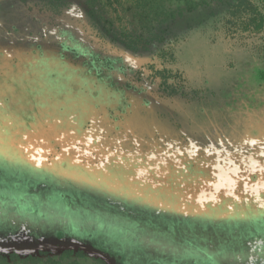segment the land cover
I'll return each instance as SVG.
<instances>
[{"label":"rangeland","instance_id":"rangeland-1","mask_svg":"<svg viewBox=\"0 0 264 264\" xmlns=\"http://www.w3.org/2000/svg\"><path fill=\"white\" fill-rule=\"evenodd\" d=\"M16 1L0 0V201L12 199L18 212L28 214L49 234L43 243H0V264H4L3 258L7 264H23V261L25 264L120 263L110 246L100 248L89 235L95 233L92 232V209L100 213L97 203H108L97 198L104 192L110 196L121 195L133 206L140 205L144 220H139V226L161 228L164 224L168 229L177 230L178 235L180 230L185 234L183 226L186 225L187 235L197 245L202 244L199 239L204 237L203 227L210 233L209 241H205L210 251H206L209 254L214 251L212 254L217 255L220 264H231L232 259L239 264H264L243 239L244 228L249 229L248 223L251 224L243 214L252 215L238 202L247 191L239 187L240 180L250 176L242 162L244 146L239 142L245 129L241 120L232 125L233 132L221 126L228 124L224 120L230 118L223 109L226 100L222 96L227 91L224 87L228 82L232 86V77L240 73L239 65L247 56L245 51L231 42L213 41L215 36L210 31L203 34L202 27H197L200 16L188 23L177 20L169 27L168 32L177 39L171 58L159 52L170 40L163 44L159 41L161 38L157 39L158 52L145 50L144 44L137 43L136 39L144 35L129 14L107 2L97 6L93 14L83 0H25L28 10L29 5L33 9L30 16L24 17L17 16ZM60 14L68 21L67 32L59 33L64 39L70 38L68 52L50 47L57 33L50 31L51 27L42 26L43 32L35 38L48 40L49 46L35 48L32 54L25 53L26 18L29 23L33 16L42 18L41 23L46 21L56 26ZM75 14H80L82 19L76 30L69 18ZM19 21L23 27L15 32L12 24L17 26ZM188 26L194 27L193 31ZM81 35L82 41L94 51L119 60L114 83L118 88L132 87V93L128 92L134 110L126 118L117 119V114L124 111L123 93L101 84L96 76L90 75L89 66H79V53L76 59L73 57L72 49L79 44V40L75 41ZM168 60H171L169 66L165 64ZM163 67L167 70L162 71ZM178 84L183 94L167 96L166 89ZM133 86L141 88L140 92L134 91ZM146 114L153 116L154 131L160 132L165 142L167 135L177 134L189 144L190 157L195 154L193 151H200L209 164L204 165L209 179L203 180V175L197 178L203 171L198 163L195 172L178 173L164 167L163 154L154 161L147 156V146H137L155 135L147 133ZM38 155L43 161L40 172L34 167L39 161ZM217 156L220 163H228L219 170L218 176L214 174L218 168L212 167ZM171 159L181 158L173 155ZM169 167L174 169L172 165ZM253 180L252 188H262L263 195L256 194L261 201L264 176ZM220 184L224 188L234 186L239 193L233 197L207 193L211 186ZM251 197L255 206L260 204L264 208V201L259 203L255 195ZM109 202L113 207L108 209L113 213L114 202ZM151 211L155 213L151 215ZM222 221H225V230L238 229L237 235L225 237L219 226ZM208 225L210 228H206ZM20 227L26 229L24 224ZM11 228L16 231L13 225ZM115 231L119 237H111L113 244L137 243L132 236L126 240L128 232L124 224L113 226L110 232ZM54 233L64 238L50 237ZM153 237L149 234L138 243L144 247L151 244ZM155 241L166 244L164 237ZM233 245L240 250H231ZM67 252L69 258L61 260ZM148 253L152 259L157 256L152 251ZM139 257L147 259L141 251ZM129 259L128 252H124L121 264H128ZM186 259L196 262L191 255Z\"/></svg>","mask_w":264,"mask_h":264},{"label":"trees","instance_id":"trees-1","mask_svg":"<svg viewBox=\"0 0 264 264\" xmlns=\"http://www.w3.org/2000/svg\"><path fill=\"white\" fill-rule=\"evenodd\" d=\"M24 1L25 0H17L15 2L17 4L18 10L16 12L17 16L22 15L24 17H27L26 15H29L26 12V9L23 7ZM83 1L85 4H87L88 8L92 9L93 14L94 9L97 6L102 7L104 5V2H107L112 6L121 8L124 13H128L132 22L135 23V26L144 35H140L138 38H136L138 40L137 43H143L145 46V50L150 52H158V43L156 44L155 42L157 41V39L161 38L159 39V41H163V44L168 40H170L171 42L168 43L167 46L162 47V50L159 51L160 54L163 53L167 56H171L173 54L172 51L174 50V44L176 45L177 39L175 38V35H172V33L168 32L169 27L172 24L176 23L177 20H182L188 23L193 18H198L199 16L200 20L197 27H202L203 34H205L204 32L210 31L215 36L213 41L218 40V42L220 41L222 43L223 41L224 43L225 41L231 42L236 45V47L242 48V51H245V54L247 56H244L243 62L239 65V71L240 73H244V75L241 76L239 75L240 73L236 72L237 75H234L232 77L234 79V82H231L232 86L229 85L228 82L224 87L225 91H227L224 96H222V99L226 100L224 102L223 109L228 112L227 114H225L230 116V118L228 117V119L224 120L227 121L228 124H223L221 126H225L228 131L230 128L233 132L234 129H232V127L235 126V123L241 120L240 122L245 129L239 142L244 146L242 162L245 164L246 169L249 170L250 176L240 180L239 187L243 189L245 184L244 189L247 191L245 192L244 199L238 202H241L242 207L244 208V211L246 213V210L249 209L252 215H248L250 217L249 218L248 216H244L243 214V217L246 218L247 221H251V224L250 222L248 223L249 229L244 228L243 230L245 231L243 239L245 238L244 241L246 240L249 242L252 250L258 255V258L264 260V245H261L262 241L264 242V214H261V212H259V210L261 211L263 209L260 208V204H256L255 206L252 203L251 197V195H255L256 200L257 202L259 201V203H261V201H264V199H262L261 201L260 199H258V197L260 198V196L263 195L262 188L257 189L252 188L251 186L252 184H254L253 182H255V180H253L255 179V177L258 178L260 176H264V0ZM89 16L93 17V19L95 18V16L90 15V13ZM26 22L27 24H29L27 20ZM7 26L10 29L12 28L8 23ZM12 26L14 27V24H12ZM192 29H194V27L192 28L191 26H188V30L190 32L193 31ZM14 31L16 32L15 28ZM165 35H168L169 38L165 39ZM161 36H163V39ZM23 38L27 47L25 53L30 52V54H32L35 48L33 49V46L31 45V34L25 32ZM82 39L83 38L79 36V44L75 49H72L74 52L73 57L78 56L77 54L79 53V59H81V61L79 60V66H89L90 75L96 76L101 84H105V86L109 89H114V91L117 93H123V97L125 96L126 100H124L122 109L124 111L123 114H119L117 112V119L119 121L121 116L126 118L127 113L134 110V106L132 107L133 104H131L130 106L132 100H129V98H131L129 92H131L130 89L132 87L128 88L127 86H124L122 88H118L114 83V71L115 69H117L116 64H118L119 60L112 59L108 56H103L104 54L101 55L100 53L94 51L92 46H87L82 41ZM161 43L162 42H159V44ZM245 58L247 59L245 60ZM170 63L171 60H168L165 64H168L169 66ZM90 65L93 67L96 66V68H94L93 70ZM166 70V67H163L162 71ZM128 86L131 85L128 84ZM133 88L134 91L140 92L141 88L135 86H133ZM166 92L167 96H178L183 94V91L180 88V84H178V86L170 85V88L166 89ZM136 96L139 95H135V97ZM144 102L145 100H143V104ZM220 111H222V109ZM131 112L129 114H131ZM112 119L113 118H111L110 121ZM146 119L148 122L147 133H155L154 126L152 125L154 124L153 116L150 117L149 114H146ZM113 121L115 122L114 119ZM222 129L223 131L225 130L224 128ZM167 132L169 131L167 130ZM159 134L160 132H157L154 136H149L147 138V141L140 142L137 144V146H147V156L149 158H152L154 161L155 157H159L161 156V154H163L161 157H163V159L166 161V165H164V167H168L178 173L180 172L188 175L189 171L195 172L196 164L198 163L199 166L203 168V171L200 175L197 176V178H201L202 175L203 180L208 178L204 170V165L207 166L209 164L207 161H205V157H203L201 153H199L200 151H193L195 154L190 157L189 144L183 137L181 138L177 134H172V136L167 135L168 141L165 142V140H163V138H161ZM163 135L166 136V134ZM173 137L175 139L172 140ZM179 141H182V143H180ZM157 150L160 151L157 152ZM173 155L176 157H180L181 159L173 160L171 159ZM40 159L41 158L39 156V161L36 162L34 166L37 169V172H40V170L42 169L43 161ZM214 161L215 163L214 165H212V167L214 168L215 166V168H218L216 170L217 173H214L216 176H218L219 170L221 168H225V165H227L228 163H220L221 161L218 156ZM170 165H172L174 169L169 167ZM251 188L254 190H251ZM41 189L42 185H40V189L38 187L37 191L40 193ZM148 189L153 190V188L151 187H149ZM210 189L207 190V193H211V196H220L225 194L226 196L233 197V195H237V193H239L237 192V188H235L234 186H228L227 188H224V186L221 184L211 186ZM218 189H221L222 191L220 192ZM95 190H97V188ZM202 194L205 195V193ZM256 194H259L260 196H257ZM97 198L106 200L108 201V203L95 202L97 203L98 209L103 211L104 213L101 211L100 213H97L94 209H92L93 215L90 216L93 219L92 226L94 227V229L92 232L95 233H90L89 235L92 236L95 244H97V246H99L100 248L103 249V246L111 247V249L114 251V254L117 255L116 260L120 262L117 264L122 263L124 252H128V256H130V259L127 262L128 264H173V262H175L174 264H220L219 259H217L216 257L217 255L212 254L214 251L210 254L207 252L210 250L205 241L207 240V235L209 232L207 233V231H205L203 227H201V229L204 231V237L199 239L202 242V244L199 243V246L195 244V242H193V239L187 235L188 233L186 231H188L189 229L186 225H182L186 235L183 234L181 230L179 231L180 234L177 235V230L174 231L168 229L169 226L164 227V224H162L161 228H149L145 225L139 226V224H141L139 220H144L141 219L143 209L140 205L133 206L131 204H128V201L121 197V195L110 196L107 192L100 193ZM109 201L114 202L115 210L113 211V213L108 209L113 207ZM12 203H14L12 199L0 201V243H13L17 241H20L22 243H43L44 241L48 240V237L46 235L49 234V231L34 223L32 218L30 219V216L28 214L18 212L15 205H13ZM106 204L108 206H106ZM180 205L182 208L181 200ZM128 210L131 212H129ZM131 213L135 215H131ZM154 213L155 212L151 211L150 214L152 215ZM100 214L102 216H99ZM230 214H227L226 216H233ZM198 217L200 216H197V218ZM224 217L225 216L219 219L223 220ZM224 222L225 221L219 223L224 236L234 237L235 235H237L235 233L238 229L234 231L225 230V227L223 225ZM21 224H24L26 229L23 230V227H20ZM123 224L126 226L128 232L126 240L129 241L130 237L132 236L133 239H136L133 241L137 242L136 244L124 245L123 243L120 244L116 242L113 244L111 237L114 236V238L117 239L119 236L118 234H116L117 231L110 232L111 228L113 226H120ZM11 225L14 226V229L16 230L15 232L14 230H12ZM210 226L211 225H208L206 228H210ZM149 234L154 236L151 239V244H147L144 247L141 246V239L145 238ZM53 236L62 239L64 238L59 233L50 234V237ZM163 237L166 241V244L163 245L158 243V241H155ZM139 241H141L140 245L138 243ZM253 243H255V245ZM237 248V246L233 245L231 250H236ZM137 249L139 250V253L137 252ZM140 251L145 257H147L146 261L142 260L139 257ZM150 251L154 252L155 254L157 253V256L153 257L152 259V257H150V254L148 253ZM106 252L109 253L107 250ZM161 254L163 258L161 257ZM64 255L62 256L61 260L69 258V252ZM187 255L195 257L196 262L194 263L192 261L193 259H186ZM12 257L17 258L15 254H12ZM155 258L158 260L154 261ZM175 258H177V260ZM240 258L243 259L242 256ZM235 260L236 259H232L229 262L231 264L241 263H235ZM2 262L4 264H7L5 258L2 259ZM24 262L25 261H23L22 263L25 264ZM33 262L35 263V261ZM55 264L57 263L55 262ZM70 264H77V262L73 261ZM100 264L104 263L101 262Z\"/></svg>","mask_w":264,"mask_h":264},{"label":"flooded vegetation","instance_id":"flooded-vegetation-1","mask_svg":"<svg viewBox=\"0 0 264 264\" xmlns=\"http://www.w3.org/2000/svg\"><path fill=\"white\" fill-rule=\"evenodd\" d=\"M27 3L28 2H25L23 4L24 5L23 7L27 10V12H29V16H30V14H32L31 9H33V7H31L29 5V10H28V6H27L28 4ZM63 15L64 14H60L59 17H57L58 19L56 20V23H55L56 26H50L51 24H49L46 21H45V23H41L42 18L36 19L34 16L31 17L32 20H29L30 23L26 24V26H25V32L31 34V37L33 38V39L31 38L32 39L31 45L33 46V49L34 48H40L41 49V47L44 46V45L47 46V47L49 46L50 42L48 40L42 39V41H41V40L35 38V35L38 34L41 31L40 29L42 28V26H46V27H51V29L49 28L50 31L52 30L53 32L57 33V34L54 35V38H53V41H52L53 43H51L50 47L55 48V49H59L60 51L66 49L67 52H68V47L67 46L69 45L68 41L70 40V38L64 39L65 37L62 38L63 36H61L59 34V33H63L64 31L67 32V29H68L67 28L68 21L66 20V16L63 17ZM79 15L80 14H75V16H72L73 18L71 16H69L70 20L72 22H74V25H73V29L74 30L78 29L79 24L82 23V19L80 18ZM16 25L17 26H14L13 28H15L16 32H18L23 27V25H22V23H20V21ZM41 32H43V31H41ZM81 37H82V35H81ZM78 40H79V38L75 42H78ZM244 187H245V184H244ZM263 210H264V208H263ZM261 214H264V213L261 211Z\"/></svg>","mask_w":264,"mask_h":264}]
</instances>
